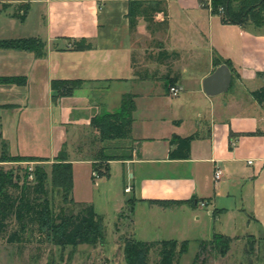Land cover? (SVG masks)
Returning a JSON list of instances; mask_svg holds the SVG:
<instances>
[{
  "label": "crops",
  "instance_id": "obj_1",
  "mask_svg": "<svg viewBox=\"0 0 264 264\" xmlns=\"http://www.w3.org/2000/svg\"><path fill=\"white\" fill-rule=\"evenodd\" d=\"M129 1L0 0V9L6 4L0 12V38L42 37L47 42L42 57L0 48V76L27 79L25 84L0 83V137L13 154L51 160L67 142L75 184L78 164L93 169L96 146H89V156L81 147L88 134L91 141L98 136L90 125L92 116L100 105L113 111L124 93H134L132 138L95 141L98 147L135 144L131 158L109 162L108 175L116 164L124 184L118 210L133 199L134 236L189 239L176 236L179 224H168L169 213L184 210L193 221L207 217L213 234L264 238V102L250 92L264 83V26L225 23L211 11L210 0H167L169 26L160 41L177 54L162 62L157 50L139 60L134 34L147 23L140 19L132 32ZM20 4L30 5L25 20L15 15ZM80 38L94 46L76 49L74 41ZM214 56L231 62L233 77L227 91L209 95L202 82L218 66ZM161 67L165 74L159 77ZM170 78L183 85L177 95L165 87ZM53 79L84 84L57 97ZM192 134L190 157L172 158V137ZM216 166L223 170L219 179ZM127 186L132 189L126 191ZM192 198L168 205L152 201ZM145 229L150 237L140 235Z\"/></svg>",
  "mask_w": 264,
  "mask_h": 264
},
{
  "label": "trees",
  "instance_id": "obj_2",
  "mask_svg": "<svg viewBox=\"0 0 264 264\" xmlns=\"http://www.w3.org/2000/svg\"><path fill=\"white\" fill-rule=\"evenodd\" d=\"M6 4L0 9L5 10ZM213 13L219 14L225 23L253 24L255 27L264 26V0H210ZM30 9L29 4H20L15 13L21 20H25ZM161 13L162 18L157 19ZM128 18L130 28L137 30L140 19H144L147 28L152 32L166 30L169 26V12L167 0H130ZM76 49L92 48L94 44L87 38L74 41ZM159 61H165L176 55L164 47L163 41H157ZM0 48H15L33 51L42 57L47 53V42L42 37L0 38ZM222 58L214 56V64L222 63ZM231 64L229 60H225ZM137 72V71H136ZM264 74V73H263ZM0 83H27L26 77L0 76ZM175 80L170 78L165 87L169 89ZM84 84L79 79H53L52 88L57 97L70 95ZM259 102H264V83L250 91ZM136 94L127 92L122 96V102L113 111L103 109L97 111L91 118L90 125L98 131V136L92 141H106L132 138ZM251 133V132H250ZM194 135H174L172 142L176 144L170 150L172 158H188L191 155V142ZM5 141V140H4ZM4 146L8 147L7 142ZM80 147V146H78ZM134 143L128 146L112 145L101 146L92 151L93 167L99 161L104 170L100 176L110 175L109 162L113 159H127L132 157ZM81 150V148L79 149ZM0 161L9 160L7 150L3 151ZM35 157L48 160L46 157ZM33 178L29 172L24 176L17 173L14 168H5L0 165V237L8 231L10 220H15L16 227L7 233L9 242H19L24 237H37L56 245L98 244L105 241L106 229L103 217L96 210L93 203L77 201L73 197L74 164L70 157L67 142H64L51 164L52 190H60L65 203L78 205V210L63 208L56 212L53 199L48 187L49 172L43 165H36L33 169ZM154 202L168 205L172 203H185L188 199H154ZM222 211L216 209L215 212ZM234 237L221 232H215L209 242L200 240V249L191 264H208L204 252L208 250L216 256H224L231 248ZM190 239L179 241L175 238L161 240H142L136 237L124 241V257L127 264H150V253L157 250L158 261L153 264H180L182 255L188 251Z\"/></svg>",
  "mask_w": 264,
  "mask_h": 264
},
{
  "label": "rangeland",
  "instance_id": "obj_3",
  "mask_svg": "<svg viewBox=\"0 0 264 264\" xmlns=\"http://www.w3.org/2000/svg\"><path fill=\"white\" fill-rule=\"evenodd\" d=\"M143 30L134 34V48L139 60L143 59V54L148 55L157 51V41L166 37L165 30L154 33L147 27ZM161 68L159 77L165 74L164 67ZM233 90L234 87H231L229 92H233ZM168 92L172 93L170 88ZM103 109L105 108L101 105L98 108V110ZM89 136L91 135L88 134V137L81 142L84 156H89V146L92 143L96 146L95 148L100 146L98 142L91 141ZM4 142V139L0 137V156L3 155L4 150H7L9 160L0 161V165L5 168H14L22 176L29 172L30 178H33L32 172L36 165H43L49 172L48 187L55 211L58 212L63 208H67L69 211L78 210V205L64 202L60 190H52L51 164L54 159L49 158L46 160L13 154L7 146H4ZM103 167L99 161L92 170L91 164H78L75 168L73 197L78 201L87 200L95 204V208L102 215L105 224L106 238L104 242L60 246L38 238L37 232H34L32 237H24L19 242H9L7 233L16 227L15 220H10L7 233L0 237V264H127L123 247L126 238L132 239L135 237L130 221L133 214V199H128L125 206L118 210L121 207L124 187L121 181L120 169L115 164L111 169V176H100V172L104 170ZM189 201L193 202L194 199L192 198ZM191 216L192 213L189 215V212L178 210L169 213V219L166 218L171 226L174 225L175 227L179 224L178 227H175L177 237H188L190 239L188 251L182 255L180 264H191L200 249V240L209 242L213 236V230L207 221V217L204 216L200 220L193 221ZM155 218L156 220L160 219V214L158 216L156 214ZM170 231H172V227L165 230L163 235H168ZM140 235L150 237L146 229ZM178 240L181 241V239ZM208 251L209 248L204 252L208 258V264H264V238L256 239L251 234L234 236L231 248L224 256H216ZM158 259L157 250H152L150 264L158 261Z\"/></svg>",
  "mask_w": 264,
  "mask_h": 264
},
{
  "label": "water",
  "instance_id": "obj_4",
  "mask_svg": "<svg viewBox=\"0 0 264 264\" xmlns=\"http://www.w3.org/2000/svg\"><path fill=\"white\" fill-rule=\"evenodd\" d=\"M232 77V70L229 65L227 63H221L212 73L203 79V89L209 95L227 91L230 87Z\"/></svg>",
  "mask_w": 264,
  "mask_h": 264
},
{
  "label": "built area",
  "instance_id": "obj_5",
  "mask_svg": "<svg viewBox=\"0 0 264 264\" xmlns=\"http://www.w3.org/2000/svg\"><path fill=\"white\" fill-rule=\"evenodd\" d=\"M209 4H210V1H209ZM170 90H171L172 94L177 95V94H179L183 90V85H181V84L172 85L170 87ZM249 162H251V160H249ZM222 175H223L222 168H220L219 166H216V168L214 170V177H215V179L221 178ZM32 177H33V175H32ZM131 189H132L131 186H127L125 188L126 191H130ZM200 203L202 205H205V201L204 200L200 201Z\"/></svg>",
  "mask_w": 264,
  "mask_h": 264
}]
</instances>
